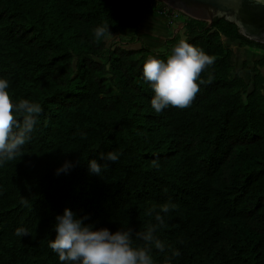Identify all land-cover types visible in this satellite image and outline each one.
<instances>
[{
	"label": "trees",
	"instance_id": "obj_1",
	"mask_svg": "<svg viewBox=\"0 0 264 264\" xmlns=\"http://www.w3.org/2000/svg\"><path fill=\"white\" fill-rule=\"evenodd\" d=\"M171 11L161 0H0V79L14 103L42 108L23 155L0 164V264H62L49 241L65 207L95 228L132 229L134 247L155 225L166 245L155 264H264V42L223 16L207 28ZM156 12L181 26L162 50L140 37ZM225 39L259 56L237 68ZM178 40L215 58L200 76L211 82L190 106L157 113L143 64L166 61ZM109 151L116 162L100 158ZM66 160L75 167L57 175ZM163 204L160 225L149 211Z\"/></svg>",
	"mask_w": 264,
	"mask_h": 264
},
{
	"label": "clouds",
	"instance_id": "obj_2",
	"mask_svg": "<svg viewBox=\"0 0 264 264\" xmlns=\"http://www.w3.org/2000/svg\"><path fill=\"white\" fill-rule=\"evenodd\" d=\"M106 26L97 27V38L105 34ZM214 57L206 54L186 40H180L173 46L166 61L154 56L147 58L143 64L144 78L151 84L154 95L151 106L160 113L169 106L186 108L191 105L200 90V84L211 82L200 79L201 73L214 63ZM199 81V83H198ZM9 81L0 79V164L16 160L23 155V146L32 136L37 117L42 111L39 104L27 99L14 103L9 94ZM104 161L116 162L119 156L116 152L100 153ZM75 165L66 160L56 169L57 175L68 173ZM90 173L101 174L102 165L96 159L88 161ZM107 168V164L103 165ZM172 208L175 205H171ZM170 211L169 204L160 206L155 212V219L163 225L161 212ZM85 218H77L71 208L65 207L62 214L55 216V238L49 241V247L58 254L62 264H155L150 254L153 249L165 253L166 245L156 235V226H150L146 231L135 233L137 240L143 241V246H133V230L117 229L112 231L107 227L95 228L86 224ZM17 236H28L29 231L23 227L17 228ZM171 256H178L175 249ZM171 257L165 256V260Z\"/></svg>",
	"mask_w": 264,
	"mask_h": 264
},
{
	"label": "water",
	"instance_id": "obj_3",
	"mask_svg": "<svg viewBox=\"0 0 264 264\" xmlns=\"http://www.w3.org/2000/svg\"><path fill=\"white\" fill-rule=\"evenodd\" d=\"M184 14L207 21L210 27L216 17L237 24L244 36L264 42V0H161Z\"/></svg>",
	"mask_w": 264,
	"mask_h": 264
},
{
	"label": "rangeland",
	"instance_id": "obj_4",
	"mask_svg": "<svg viewBox=\"0 0 264 264\" xmlns=\"http://www.w3.org/2000/svg\"><path fill=\"white\" fill-rule=\"evenodd\" d=\"M147 1V0H143ZM149 15V14H148ZM147 16V15H146ZM145 16V17H146ZM158 16L156 13H150V19H147V25L144 26V23L142 24V30L140 31V37L144 39L149 46L152 47V49L162 50L165 48V45H163L164 39H169L174 34V31L177 30L176 22L172 25L169 23L171 16H169V13L164 16ZM187 16V15H186ZM172 22L176 20V18H171ZM180 40H178L179 42ZM225 41L234 49L236 53V67L240 68L241 63L243 60H247L249 63L252 62V60L259 56V53L255 50V48H247L246 46L239 45L238 42H229L227 39ZM169 51L172 52V49ZM240 74L247 79L248 72L246 69H241Z\"/></svg>",
	"mask_w": 264,
	"mask_h": 264
},
{
	"label": "crops",
	"instance_id": "obj_5",
	"mask_svg": "<svg viewBox=\"0 0 264 264\" xmlns=\"http://www.w3.org/2000/svg\"><path fill=\"white\" fill-rule=\"evenodd\" d=\"M147 19H150V15H148V14H147L146 18L144 19L145 22L143 21L145 27H146V25H147ZM175 28H176L177 30H175L174 32H176V31L178 32V31H180L181 26H178V25H177Z\"/></svg>",
	"mask_w": 264,
	"mask_h": 264
},
{
	"label": "built area",
	"instance_id": "obj_6",
	"mask_svg": "<svg viewBox=\"0 0 264 264\" xmlns=\"http://www.w3.org/2000/svg\"><path fill=\"white\" fill-rule=\"evenodd\" d=\"M174 10H175V9H174ZM178 12H179L178 10H176V11H171L170 14L173 15V16H176V15L178 14Z\"/></svg>",
	"mask_w": 264,
	"mask_h": 264
}]
</instances>
